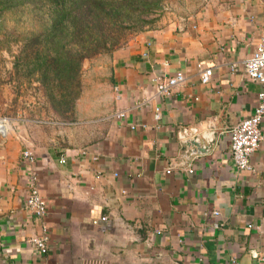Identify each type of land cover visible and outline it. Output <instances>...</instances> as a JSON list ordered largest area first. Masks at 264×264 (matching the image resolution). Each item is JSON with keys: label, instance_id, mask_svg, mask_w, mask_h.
Instances as JSON below:
<instances>
[{"label": "crops", "instance_id": "0c3cea01", "mask_svg": "<svg viewBox=\"0 0 264 264\" xmlns=\"http://www.w3.org/2000/svg\"><path fill=\"white\" fill-rule=\"evenodd\" d=\"M263 31L264 0H208L141 33L109 58L110 80H82L75 116L92 135L83 143L57 121L6 118L0 264H264V144L252 171L230 152L233 127L256 106L260 87L244 62ZM197 64L212 69L208 84ZM177 72L183 81L166 96ZM194 132L217 134L208 153L187 150ZM32 174L47 204L41 219L25 206ZM43 229L42 251L29 240Z\"/></svg>", "mask_w": 264, "mask_h": 264}, {"label": "trees", "instance_id": "16d2710c", "mask_svg": "<svg viewBox=\"0 0 264 264\" xmlns=\"http://www.w3.org/2000/svg\"><path fill=\"white\" fill-rule=\"evenodd\" d=\"M155 0H0V10L25 6L46 8L48 25L24 40L19 64L23 75L40 83L56 115L70 113L80 94L85 60L121 47L125 16L141 7L147 11ZM141 23H144L141 21Z\"/></svg>", "mask_w": 264, "mask_h": 264}, {"label": "rangeland", "instance_id": "374dc122", "mask_svg": "<svg viewBox=\"0 0 264 264\" xmlns=\"http://www.w3.org/2000/svg\"><path fill=\"white\" fill-rule=\"evenodd\" d=\"M208 0H155V6L148 11L137 7L125 16L126 27L122 46L110 53L101 54L85 60L81 69V86L90 80H110L111 57L143 32L175 24L196 15ZM25 6L17 10H0V118L30 119L37 121L62 123L66 128L68 141L83 143L91 139L89 128L81 124L75 116L76 100L70 113L61 116L51 111L40 83L34 78L23 75L19 64L24 40L40 34L48 25L49 16L46 8ZM143 21L144 23H141ZM83 80V81H82ZM80 95V94H79ZM85 107H89L87 103ZM86 108V109H87ZM52 114V115H51ZM85 130V131H84Z\"/></svg>", "mask_w": 264, "mask_h": 264}, {"label": "built area", "instance_id": "2783aa9c", "mask_svg": "<svg viewBox=\"0 0 264 264\" xmlns=\"http://www.w3.org/2000/svg\"><path fill=\"white\" fill-rule=\"evenodd\" d=\"M233 66H231V69ZM244 68L247 76L258 83L260 89L257 93V102L253 113L246 119L236 124L230 134L231 142V158L235 167L239 170L252 171L251 157L254 152L264 144V130L262 123L264 122V31L257 43L255 50L250 58L244 62ZM199 72V79L201 84H208L212 77V69L204 68L201 64H197ZM183 81V74L177 72L174 76L168 78L163 86V93L166 96L171 95L172 89L181 84ZM155 118L159 119V109ZM6 118H0V134L4 133ZM22 158L26 163L31 164L33 157L27 150L23 151ZM64 163V160L61 159ZM26 208L37 218H43L47 213V204L45 199L40 193L37 177L32 174L28 177V193L25 200ZM218 215V212H214ZM105 221L106 217L100 218ZM98 221H94L97 224ZM30 243L39 250H45L47 247L48 236L46 230L40 236L30 238ZM82 264H106L100 259H88L83 261Z\"/></svg>", "mask_w": 264, "mask_h": 264}, {"label": "water", "instance_id": "95a60500", "mask_svg": "<svg viewBox=\"0 0 264 264\" xmlns=\"http://www.w3.org/2000/svg\"><path fill=\"white\" fill-rule=\"evenodd\" d=\"M216 133H197L194 132L191 136L187 137L184 145L192 155L205 154L211 150V147L215 144Z\"/></svg>", "mask_w": 264, "mask_h": 264}]
</instances>
